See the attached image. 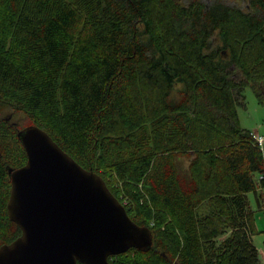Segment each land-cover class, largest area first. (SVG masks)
I'll list each match as a JSON object with an SVG mask.
<instances>
[{"label":"trees","instance_id":"obj_1","mask_svg":"<svg viewBox=\"0 0 264 264\" xmlns=\"http://www.w3.org/2000/svg\"><path fill=\"white\" fill-rule=\"evenodd\" d=\"M211 1L0 0V248L36 126L151 229L111 264H264V153L238 114L247 87L264 106V0Z\"/></svg>","mask_w":264,"mask_h":264},{"label":"water","instance_id":"obj_2","mask_svg":"<svg viewBox=\"0 0 264 264\" xmlns=\"http://www.w3.org/2000/svg\"><path fill=\"white\" fill-rule=\"evenodd\" d=\"M18 137L28 161L9 170L8 214L22 234L0 248V264H111L130 249L150 250L151 229L129 217L98 174L39 127Z\"/></svg>","mask_w":264,"mask_h":264},{"label":"rangeland","instance_id":"obj_3","mask_svg":"<svg viewBox=\"0 0 264 264\" xmlns=\"http://www.w3.org/2000/svg\"><path fill=\"white\" fill-rule=\"evenodd\" d=\"M188 4L192 0H179ZM205 4H211V0H201ZM232 6L247 9V0H222ZM244 104L238 106V114L241 126L254 133L258 130L264 135V106H261L257 100L255 92L251 87L244 90ZM255 134V133H254ZM259 135V134H258ZM264 153V146L262 147ZM248 202L253 213L254 230L253 244L259 250L261 259L264 258V188L260 191L259 201L254 193L248 194Z\"/></svg>","mask_w":264,"mask_h":264},{"label":"built area","instance_id":"obj_4","mask_svg":"<svg viewBox=\"0 0 264 264\" xmlns=\"http://www.w3.org/2000/svg\"><path fill=\"white\" fill-rule=\"evenodd\" d=\"M255 140L257 142V144L262 148L264 146V136L261 135H255ZM263 178V176H262Z\"/></svg>","mask_w":264,"mask_h":264},{"label":"crops","instance_id":"obj_5","mask_svg":"<svg viewBox=\"0 0 264 264\" xmlns=\"http://www.w3.org/2000/svg\"><path fill=\"white\" fill-rule=\"evenodd\" d=\"M254 133H255V135H257V134L261 135L258 130L254 131ZM261 136H264V135H261ZM263 261H264V258H263Z\"/></svg>","mask_w":264,"mask_h":264}]
</instances>
